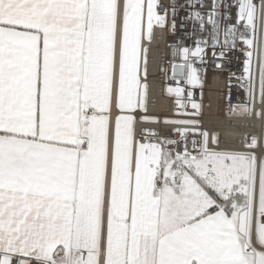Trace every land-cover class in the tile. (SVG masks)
Wrapping results in <instances>:
<instances>
[{"label":"snow or ice","instance_id":"1","mask_svg":"<svg viewBox=\"0 0 264 264\" xmlns=\"http://www.w3.org/2000/svg\"><path fill=\"white\" fill-rule=\"evenodd\" d=\"M178 8L213 56L241 45L227 114L264 106V0H0V264H264V138L204 126L208 39L175 49L173 113L149 111Z\"/></svg>","mask_w":264,"mask_h":264},{"label":"built area","instance_id":"2","mask_svg":"<svg viewBox=\"0 0 264 264\" xmlns=\"http://www.w3.org/2000/svg\"><path fill=\"white\" fill-rule=\"evenodd\" d=\"M163 3H170L171 0H162ZM234 2V0H229ZM178 5L186 4L187 0H176ZM237 9H231V14L234 17ZM189 10L184 8L183 10L178 8V15L176 16L177 28L175 31L164 30L157 28L154 33V39L149 49V68H148V83L149 89V111L153 114L164 116L171 115L175 110V97L166 94V88L168 86H176V81L172 78V64L181 63L182 61L178 56H175V49L177 46H187L189 48L195 47V41L197 39H208L209 46L205 49L204 62L201 63L195 58H191V62L199 70L202 86L190 89L193 92L192 99L203 105V116L201 117L203 124L206 128L207 123L212 118L208 117L207 109L209 106V99L214 97L218 99L221 106L225 107V112L219 116L226 122H245L253 117H256L255 112L261 111L259 109V102L254 105V111L251 116H232L228 115L229 105H238L247 101L245 88L242 86V81L237 79L243 73V61L244 55L240 48L229 51L226 56L219 57L213 56V48L211 47V38L209 32L211 26L208 27V31L200 32L194 30L192 24L184 23L183 18L188 14ZM223 39V36H221ZM219 53L220 48L215 49ZM154 56H157V63L155 64ZM159 84L161 91H154V84ZM183 81L181 84L183 86ZM155 93V94H154ZM166 101L170 103L171 108L167 112L158 113L159 102ZM185 103H188V108L191 110L190 102L185 98ZM219 104V103H218ZM255 135L247 133L243 138H251Z\"/></svg>","mask_w":264,"mask_h":264},{"label":"bare ground","instance_id":"3","mask_svg":"<svg viewBox=\"0 0 264 264\" xmlns=\"http://www.w3.org/2000/svg\"><path fill=\"white\" fill-rule=\"evenodd\" d=\"M155 64L157 63V56H154ZM154 91L160 92L159 84H154ZM155 94V93H154ZM158 113L167 112L171 105L166 101L158 100ZM219 103V104H218ZM259 109L264 110V106L259 103ZM225 107L221 106L219 100L214 97L209 99V106L207 109L208 117L212 118L207 123L209 129L218 130L222 138L230 146L240 147L243 145V138L247 133L253 134L256 137L264 138V117H253L245 122H226L223 118L219 117L225 112Z\"/></svg>","mask_w":264,"mask_h":264},{"label":"rangeland","instance_id":"4","mask_svg":"<svg viewBox=\"0 0 264 264\" xmlns=\"http://www.w3.org/2000/svg\"><path fill=\"white\" fill-rule=\"evenodd\" d=\"M237 44H238V47L240 48L241 47V45H240V43H239V41L237 42ZM167 94V93H166ZM168 95V94H167Z\"/></svg>","mask_w":264,"mask_h":264}]
</instances>
